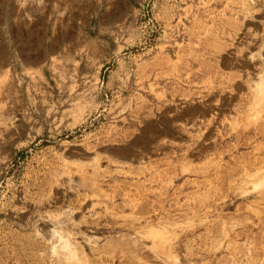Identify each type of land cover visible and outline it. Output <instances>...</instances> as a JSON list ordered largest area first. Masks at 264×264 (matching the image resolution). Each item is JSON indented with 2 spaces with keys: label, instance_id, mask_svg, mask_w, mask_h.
Segmentation results:
<instances>
[{
  "label": "rangeland",
  "instance_id": "rangeland-1",
  "mask_svg": "<svg viewBox=\"0 0 264 264\" xmlns=\"http://www.w3.org/2000/svg\"><path fill=\"white\" fill-rule=\"evenodd\" d=\"M263 85L264 0H0V264H264Z\"/></svg>",
  "mask_w": 264,
  "mask_h": 264
},
{
  "label": "bare ground",
  "instance_id": "bare-ground-1",
  "mask_svg": "<svg viewBox=\"0 0 264 264\" xmlns=\"http://www.w3.org/2000/svg\"><path fill=\"white\" fill-rule=\"evenodd\" d=\"M93 44H94V43H93ZM50 62H51V61H50ZM258 70H259V69H258ZM261 76H262V75H261ZM9 85H10V84H9ZM4 91H5V90H4ZM253 91H254V90H253ZM256 93H257V95H258V97H259V100H260V101H264V85H263V86H258V87L256 86ZM4 94H5V93H4ZM5 95H6V94H5ZM255 96H256V95H255ZM227 98H228V97H227ZM5 99H6V98H5ZM224 100H225V99H224ZM259 100H258V101H259ZM262 103H263V102H262ZM259 104H260V103H259ZM262 111H263V110H262ZM13 119H14V118H13ZM7 123H8V122H7ZM260 173H261V172H260ZM260 173H259V174H260ZM261 174H262V173H261ZM257 175H258V174H257ZM253 177H254V176H253ZM259 178H260V177H259ZM70 179H71V177H70ZM262 182H263V181H262ZM70 183H71V186H73V180L70 181ZM260 184H261V183H260ZM260 184H259V185H260ZM69 185H70V184H69ZM262 185H264V183H263ZM257 187H259L258 184H257ZM261 187H262V186H261ZM75 189H76V188H75ZM49 223H51V222H49ZM55 223H56V222H55ZM55 225H56V224H55ZM55 225H54V226H55ZM57 225H58V224H57ZM47 233H48V232H47ZM54 234H55V232H54ZM54 234H52V235H53V237H54V239H55L56 235L54 236ZM149 234H150V233H149ZM143 235H144V234H143ZM140 236H141V235H140ZM153 237H154V235H153ZM56 238H57V237H56ZM127 238H128V237H127ZM137 238H138V237H137ZM149 238H150V237H149ZM157 238H158V236H157ZM160 238H161V236H160ZM160 238H159V239H160ZM52 239H53V238H52ZM142 239H143V238H142ZM56 240H58V239H56ZM142 241H143V240H142ZM57 242H58V241H57ZM57 242H56V243H57ZM135 242H136V240H135ZM160 242H161V241H160ZM160 242H159V243H160ZM155 243H156V242H155ZM159 243H158V244H159ZM135 244H136V243H135ZM137 244H138V243H137ZM162 244H163V243H162ZM138 245H139V244H138ZM138 245H137V246H138ZM140 245H141V244H140ZM140 245H139V246H140ZM153 245H154V243H153ZM146 246H147V244H146ZM144 247H145V246H144ZM147 247H149V246H147ZM154 248H156V247H154ZM144 249H145V248H144ZM145 250H146V249H145ZM155 250H156V249H155ZM60 253H61V252H60ZM69 253H70V252H69ZM161 253H162V252H161ZM154 254H155V253H154ZM158 254H159V253H158ZM165 254H167V253H165ZM167 255H168V254H167ZM53 256H54V255H53ZM158 257H159V256H158ZM70 258H71V257H70ZM159 258H160V257H159ZM58 259H59V258H58ZM156 259H157V258H156ZM170 261H171V260H170ZM168 262H169V261H168ZM171 262H172V261H171ZM169 263H170V262H169Z\"/></svg>",
  "mask_w": 264,
  "mask_h": 264
}]
</instances>
